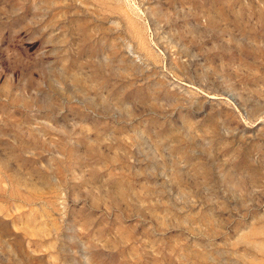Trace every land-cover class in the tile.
<instances>
[{"label":"rangeland","instance_id":"1","mask_svg":"<svg viewBox=\"0 0 264 264\" xmlns=\"http://www.w3.org/2000/svg\"><path fill=\"white\" fill-rule=\"evenodd\" d=\"M0 264H264V0H0Z\"/></svg>","mask_w":264,"mask_h":264}]
</instances>
